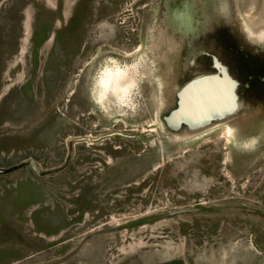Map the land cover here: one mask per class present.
Listing matches in <instances>:
<instances>
[{
  "label": "rangeland",
  "instance_id": "obj_1",
  "mask_svg": "<svg viewBox=\"0 0 264 264\" xmlns=\"http://www.w3.org/2000/svg\"><path fill=\"white\" fill-rule=\"evenodd\" d=\"M165 1L0 0V167H59L73 142L59 173L0 177V264H264V121L231 146L221 122L161 120L214 72L184 35L193 20L205 34L220 12L262 26L264 0H199L169 17ZM114 83L125 99L105 103Z\"/></svg>",
  "mask_w": 264,
  "mask_h": 264
},
{
  "label": "flooded vegetation",
  "instance_id": "obj_2",
  "mask_svg": "<svg viewBox=\"0 0 264 264\" xmlns=\"http://www.w3.org/2000/svg\"><path fill=\"white\" fill-rule=\"evenodd\" d=\"M198 1L199 0H184V2L180 4L179 0H166L163 5V12H166V16L169 17V15L172 16V14H174L172 10L176 9L177 11V7L179 5H181L184 10H187L191 5L195 7V4H197ZM205 3H207L208 7H211L210 0H205L200 6L205 5ZM216 4L214 7L218 6ZM200 18L201 16L199 19ZM153 19H155L154 15ZM210 19L212 20L213 25H211L210 29L205 26L207 30L206 34L198 29L200 28V23L204 25V22H200L199 20L200 23H198L197 21L193 20L194 31H189V34L187 32L184 35L188 38L193 37V39H195V36L199 38L200 43L198 44L201 45V48L200 50L197 49L198 51L196 50L194 59H208L209 66L212 68L211 70L214 71L213 73L217 72L214 68L213 59H217L222 63V65L227 67V71L237 82L236 94L238 97V108L231 115L216 121L217 123H223L224 127L222 131L225 135L222 136H225L227 140L230 138L228 144H234L237 140L247 141L253 137L250 134L258 127V123L264 121V24L262 26H258L256 25V19H252L250 15H240L239 12L236 11L234 13L232 12L231 14H221L220 12L219 15H215ZM257 19H262L261 21L263 22L264 17ZM204 21L207 23L206 20ZM229 28L230 31L228 30ZM250 31L252 33V37L250 36ZM236 35L237 38L240 37L241 39H237L235 37ZM248 36L251 37L250 41L254 42V46H252L250 41L247 39ZM238 40H241V42L246 44L244 48L242 47V49L245 50L244 52H240L238 50ZM217 47L218 50L216 54H213L211 50H214ZM220 58H223V62L220 60ZM233 64H236L239 69L235 66H232ZM111 68L112 67L102 68V70H100L102 72L101 77L99 78L100 81L103 82L110 80L109 76L111 75ZM234 68H236L237 71H235ZM113 72L116 73H114L116 75V79L121 81L120 77L122 75V70H120V67L115 68ZM88 79L90 81L89 75L87 76L86 81H88ZM95 79L93 78V80ZM99 84L100 83H98V88L101 89L105 88L108 83L102 85L101 87ZM113 88H117V91L113 90L114 93L110 92L112 98H109L106 92L107 90L104 89L102 91L106 96H108V98H103L107 99L105 103H108L109 100L112 104V102L115 103L117 100L121 101L122 98H124L122 91L118 89L115 83ZM118 116L116 114L115 117ZM236 118H239V122L236 124L228 120ZM161 120L163 121V116L161 117ZM212 124L211 126L215 129L217 124ZM251 143L252 145H250V149L256 146L255 142Z\"/></svg>",
  "mask_w": 264,
  "mask_h": 264
},
{
  "label": "water",
  "instance_id": "obj_3",
  "mask_svg": "<svg viewBox=\"0 0 264 264\" xmlns=\"http://www.w3.org/2000/svg\"><path fill=\"white\" fill-rule=\"evenodd\" d=\"M213 61L217 72L194 77L178 91L176 107L163 117L165 125L170 130L178 131L186 127L190 131H195L210 124L211 121L231 115L238 108L237 82L224 65L215 58ZM72 143L68 142V155L59 167L42 169L39 163L29 158L8 167H0V177L24 168L30 169L39 178L59 173L68 166Z\"/></svg>",
  "mask_w": 264,
  "mask_h": 264
},
{
  "label": "trees",
  "instance_id": "obj_4",
  "mask_svg": "<svg viewBox=\"0 0 264 264\" xmlns=\"http://www.w3.org/2000/svg\"><path fill=\"white\" fill-rule=\"evenodd\" d=\"M171 264H182L180 261H174V262H172Z\"/></svg>",
  "mask_w": 264,
  "mask_h": 264
}]
</instances>
